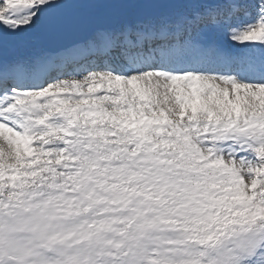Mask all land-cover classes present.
I'll return each instance as SVG.
<instances>
[{
	"label": "snow or ice",
	"instance_id": "snow-or-ice-1",
	"mask_svg": "<svg viewBox=\"0 0 264 264\" xmlns=\"http://www.w3.org/2000/svg\"><path fill=\"white\" fill-rule=\"evenodd\" d=\"M0 264H264V0H0Z\"/></svg>",
	"mask_w": 264,
	"mask_h": 264
},
{
	"label": "water",
	"instance_id": "water-1",
	"mask_svg": "<svg viewBox=\"0 0 264 264\" xmlns=\"http://www.w3.org/2000/svg\"><path fill=\"white\" fill-rule=\"evenodd\" d=\"M86 34L83 30H72L60 36H45L43 41L46 49H57L70 44L73 40L79 39Z\"/></svg>",
	"mask_w": 264,
	"mask_h": 264
},
{
	"label": "rangeland",
	"instance_id": "rangeland-1",
	"mask_svg": "<svg viewBox=\"0 0 264 264\" xmlns=\"http://www.w3.org/2000/svg\"><path fill=\"white\" fill-rule=\"evenodd\" d=\"M36 47H40L38 44H37V46ZM32 49V48H31Z\"/></svg>",
	"mask_w": 264,
	"mask_h": 264
}]
</instances>
